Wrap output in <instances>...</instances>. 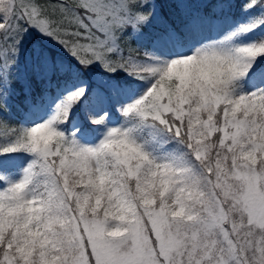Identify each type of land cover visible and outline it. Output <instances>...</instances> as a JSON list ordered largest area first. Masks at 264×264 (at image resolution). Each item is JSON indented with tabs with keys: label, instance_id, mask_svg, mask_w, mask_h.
<instances>
[{
	"label": "snow or ice",
	"instance_id": "6c2138e0",
	"mask_svg": "<svg viewBox=\"0 0 264 264\" xmlns=\"http://www.w3.org/2000/svg\"><path fill=\"white\" fill-rule=\"evenodd\" d=\"M0 264H264V0H0Z\"/></svg>",
	"mask_w": 264,
	"mask_h": 264
}]
</instances>
